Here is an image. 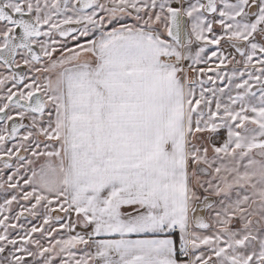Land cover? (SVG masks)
I'll list each match as a JSON object with an SVG mask.
<instances>
[{"label": "snow or ice", "instance_id": "1", "mask_svg": "<svg viewBox=\"0 0 264 264\" xmlns=\"http://www.w3.org/2000/svg\"><path fill=\"white\" fill-rule=\"evenodd\" d=\"M0 264H264V0H0Z\"/></svg>", "mask_w": 264, "mask_h": 264}]
</instances>
